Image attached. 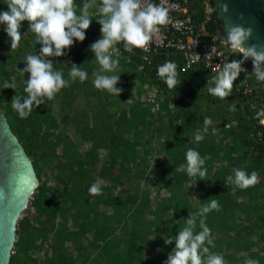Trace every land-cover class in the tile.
I'll return each mask as SVG.
<instances>
[{"label":"trees","instance_id":"1","mask_svg":"<svg viewBox=\"0 0 264 264\" xmlns=\"http://www.w3.org/2000/svg\"><path fill=\"white\" fill-rule=\"evenodd\" d=\"M75 2L82 7L84 0ZM186 6L207 36L223 33L216 14L207 12L212 0H186ZM7 10L0 0V12ZM3 28L0 88L5 80L14 81L16 91L0 90V109L39 183L29 201L33 213L17 224L9 264H164L175 243L166 245L163 236L178 234L183 219L210 197L220 205V211L206 214L215 244L210 251L222 254L227 264H244L249 258L264 264V117L256 118L264 109V83L250 76L251 60L242 65L248 72L234 82L232 95L221 100L208 93L207 78L215 74L203 64L182 71V56L168 50L142 62L138 49L128 53L119 44L118 70L108 73L121 75L117 87L124 91L118 97L93 85L100 66L89 48L96 41L89 28L83 42L53 58L65 79L75 63L87 71V80L71 83L21 119L11 100L16 93L25 95L28 74L21 75L20 68L41 46L25 21L19 47L10 51ZM215 43L227 49V62L242 59L238 51ZM166 61L177 65L181 82L172 90L156 75ZM233 103L236 111L230 112ZM205 116L212 121L207 133ZM197 132L203 141H195ZM189 148L205 158L207 180L175 172L186 163ZM234 168L258 172L259 183L245 190L225 186ZM97 180L102 194L92 196L88 189Z\"/></svg>","mask_w":264,"mask_h":264},{"label":"clouds","instance_id":"2","mask_svg":"<svg viewBox=\"0 0 264 264\" xmlns=\"http://www.w3.org/2000/svg\"><path fill=\"white\" fill-rule=\"evenodd\" d=\"M2 2L7 5L8 10L0 12V25L4 26L3 30L10 40V51L19 47L21 28L25 21L28 22V33L33 34L35 43L41 46L38 54L25 57V67L20 68L21 75L28 74L23 89L25 95L16 93L11 100L12 109L21 119H27L33 109L54 100L56 95L71 83L77 80L83 83L87 80V71L75 63H71L68 79H65L63 72L54 68L53 58L67 55L66 50H70L76 41L83 42L86 39V31L93 20L90 9H97L95 19L101 26V38L89 46L95 62L100 66L98 72L94 73L93 85L98 90L118 97L124 91L122 87H117L121 75L108 74L117 72L119 67L121 52L116 46L122 44L124 51L128 53H133L135 49L147 51L161 28L170 23L168 0H159V3L152 0H99L98 5L97 0H84L82 7L77 5L75 0ZM222 11L228 12L227 3L222 5ZM207 12L211 13V8L210 11L207 8ZM240 19H243V16ZM224 33L231 48L238 51L242 59H232L211 68L215 75L207 78L206 87L210 95L221 100L232 95L234 82L242 72H248L242 65L249 60L253 64L250 76L264 83V45L248 44L254 35L253 28L243 24L229 25L225 22ZM211 50H214V47ZM156 75L170 90L181 84L177 65L172 61L158 65ZM3 89L16 91V83L5 80L0 90ZM228 110L236 111V105L233 103ZM261 117H264V109L256 115L257 119ZM211 123V119L205 116L204 133L209 131ZM261 123H264V120H261ZM212 131L214 134L216 129ZM194 139L201 142L204 135L197 132ZM185 159L186 163L175 168V172H186L190 178L207 180L205 158L201 157L198 151L189 148ZM233 173L234 175H229L225 180V186L233 185V190H245L259 183V174L256 171L249 174L243 169L234 168ZM88 192L92 196L102 194L101 181H95ZM208 201L209 203L202 206L198 212L190 211L189 216L183 219L184 224L178 234L174 237L163 236L166 245L175 243L164 264H227L222 254L210 251V247L214 248L215 244L211 229L205 222L206 214L213 210L220 211V205L213 197ZM198 220L201 229L199 232L196 231ZM179 222L180 220L177 221ZM244 264H259V261L249 258Z\"/></svg>","mask_w":264,"mask_h":264},{"label":"water","instance_id":"3","mask_svg":"<svg viewBox=\"0 0 264 264\" xmlns=\"http://www.w3.org/2000/svg\"><path fill=\"white\" fill-rule=\"evenodd\" d=\"M224 3L227 13L222 11ZM211 12L223 25V33L216 36L219 42L230 46L224 33L227 22L252 27L254 35L248 44L264 45V0H212ZM38 184L30 158L0 109V264L10 262L17 224Z\"/></svg>","mask_w":264,"mask_h":264},{"label":"built area","instance_id":"4","mask_svg":"<svg viewBox=\"0 0 264 264\" xmlns=\"http://www.w3.org/2000/svg\"><path fill=\"white\" fill-rule=\"evenodd\" d=\"M99 3V0H97ZM159 3V0H152ZM170 23L161 28L148 50L138 49L142 62H148L149 57L162 50L175 51L182 56L181 70L187 71L198 64H203L205 69L212 74L213 66L227 62L226 50L220 49L215 42L216 37L207 36L202 27H198L192 20L186 6V0H168ZM97 10L91 13L93 16L90 26L95 40L101 38L100 25L96 21ZM207 36V37H205ZM210 39H209V38ZM224 45V44H223ZM214 47V50H211ZM229 49L234 50L231 46ZM144 65H140L143 69ZM153 94L149 95V100H153ZM157 107H155V110Z\"/></svg>","mask_w":264,"mask_h":264},{"label":"rangeland","instance_id":"5","mask_svg":"<svg viewBox=\"0 0 264 264\" xmlns=\"http://www.w3.org/2000/svg\"><path fill=\"white\" fill-rule=\"evenodd\" d=\"M208 11H210V7H208ZM224 50H227V49L225 48ZM0 58H1V49H0ZM42 178L43 179L46 178V175L43 174ZM49 182L53 183L54 181H53V179H51ZM29 201H30V199H29ZM32 213H33V210L31 209V207L29 206V203H28L27 209L24 212H22L20 219H22L25 215L32 214Z\"/></svg>","mask_w":264,"mask_h":264},{"label":"flooded vegetation","instance_id":"6","mask_svg":"<svg viewBox=\"0 0 264 264\" xmlns=\"http://www.w3.org/2000/svg\"><path fill=\"white\" fill-rule=\"evenodd\" d=\"M213 13V12H212ZM218 20V19H217ZM218 23L220 24L221 22L218 20Z\"/></svg>","mask_w":264,"mask_h":264}]
</instances>
